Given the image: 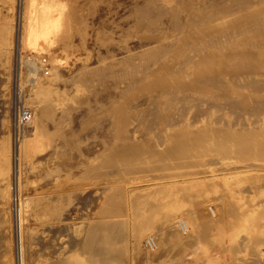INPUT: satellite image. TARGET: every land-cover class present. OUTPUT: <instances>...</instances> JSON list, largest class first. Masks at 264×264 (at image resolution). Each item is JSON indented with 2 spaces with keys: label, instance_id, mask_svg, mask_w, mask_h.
<instances>
[{
  "label": "bare ground",
  "instance_id": "6f19581e",
  "mask_svg": "<svg viewBox=\"0 0 264 264\" xmlns=\"http://www.w3.org/2000/svg\"><path fill=\"white\" fill-rule=\"evenodd\" d=\"M39 42L50 70L30 85L28 134L0 142V264H112L124 212L138 243L165 209L167 234L144 239L155 252L186 238L172 218L182 212L202 241L236 213L264 235L252 227L264 198L250 205L234 187L256 181L259 164L246 161H264V0H0V65L13 46L14 84L23 50ZM54 43L70 62L48 51ZM123 48L125 59L94 62ZM219 158L242 163L209 167ZM213 190L214 220L199 212ZM90 204L99 218L84 216ZM232 225L218 234L232 239ZM255 239L238 241L251 253Z\"/></svg>",
  "mask_w": 264,
  "mask_h": 264
},
{
  "label": "rangeland",
  "instance_id": "374dc122",
  "mask_svg": "<svg viewBox=\"0 0 264 264\" xmlns=\"http://www.w3.org/2000/svg\"><path fill=\"white\" fill-rule=\"evenodd\" d=\"M147 25H149V24H147ZM147 27H149V26H147ZM148 30H151V26H150V28ZM54 45H55V47H53ZM40 46H41V50H39L40 49L39 48ZM53 46L51 45L50 46L51 47L50 48L51 50L48 48V51H50V52L52 51L53 53H51V54L55 55V58L56 59L61 60V62H67L69 59L70 60L68 62H70L72 60V58H70V57L68 58L67 57V61H64V59H66L65 58L66 55L61 50H59V48L56 46L55 43L53 44ZM44 49L47 51L46 45L39 42V44L36 47V49L35 48H25L23 50L22 59L20 60V64H22L21 66H22V70H24L23 71L24 72L23 73L24 75H23V78H22L21 81H19V80L17 81V84L16 83L15 84L13 83V79H14V76H13L14 75V71H13V57H12V54H13V46H10L9 49H8V50H10L9 52H11V54L9 56L10 58H8V62L6 63L8 67L6 65L4 67L7 71L3 70L2 69L3 67L0 65V70L2 69L3 71H5V73H8L7 75L10 76V77L9 76L7 77V84H8L7 96H1L0 97V142H6L8 144V146H11V144L13 142H14V144H18L19 141H22V139L26 138L25 136H27V134H28V131L26 132L25 129H24V127H25L24 125H26V124L23 125L24 127L22 125H20L19 128H18V132L14 131V129H13V115H12L13 114V111H12V102H13V99H14L13 96H14V92H15L17 94V96L15 97L16 98L15 99V102L16 103L19 102L20 105L18 104V106H19L20 109H22V108L29 109V110L31 109V107L29 105H27V103H28L29 98L31 97V91H30L31 90V88H30L31 86L30 85L33 83L34 77L36 76L35 74H40L42 72L43 73L45 72L44 74H46L47 72H49L48 69L50 70V68H49L50 67V62L48 60L50 58L47 57L45 54H43L45 52V51H43ZM41 51H43V52H41ZM55 51H57V52H55ZM63 56H64V58H63ZM125 57H126V50H125V48H123L121 50L116 51V53L114 55H111L109 57H106L104 59H101L102 60V63H101L100 59H97V61L95 60L94 62L97 65H99V67H100L101 65L104 64L105 61H111V60L112 61H120L122 59H125ZM103 60H105V61H103ZM33 63H35V64H33ZM35 69H37V71H38L37 73H35ZM45 69H47V70H45ZM2 70H1L0 73H2ZM0 77H2V76H0ZM0 82H1V80H0ZM219 159H220V163H219ZM219 159H217L218 161H216L215 164H212L209 167H213L214 168V167L220 166L223 163H224L223 165H228L229 162H230L229 165L231 164V162H232V165H234L235 163L236 164H238V163L241 164L242 163V162H239V161L230 159V158L223 159V160H222V158H219ZM234 161H236V162H234ZM246 162L255 163V165H258L259 164L258 168H256L257 166L254 167V169L257 172H254L255 171L254 169H252L253 171H250L251 174L253 172L254 173H258L257 174L258 176H256V174L253 173V175H255V177H257L256 178L257 183H256V181H254V178H252L253 179L252 181H254V182L250 183L251 186L248 185L250 181L247 180L248 181V182H246L247 184L244 182V183H241V185L239 184L238 185L239 187H237V186H234V187H235V190H236V188L237 189L238 188L240 189L241 187H245V188H243L244 191H245L246 188H247L246 191H248V189L250 188L251 190L249 189V191L247 193H245L246 191L243 192V196L245 197L246 200L244 199L243 196L242 197H243V200L247 201L246 203H248V204H250L249 202H251L252 200H254L250 204V205H252V203H254L255 201H257L255 199H258V201H260L259 199L262 200L264 198V161H258V160H256V161H246ZM260 165H261V167H260ZM260 168H261V170H260ZM140 177H141V179H140ZM140 177H137V176L134 177V178H137V179L132 180L129 183L130 186L127 185L128 190H129V188L131 189L132 186H136L137 184L140 185L141 183H143L141 181H144L145 176H141L140 175ZM250 177H251V175H250ZM172 180L174 182V178ZM177 180L179 182L180 181L182 182V180L180 178L177 179ZM137 181H139V183L132 184L131 185L132 182L133 183L134 182L136 183ZM220 183H221L220 185H222V186H220L218 183L211 184V185H212V187L213 186L215 187V185L218 184V186L223 189L224 188L223 187L224 185L222 184V182H220ZM255 183H256V185H255ZM252 185H255V186H252ZM218 186H216V187H218ZM209 188H210V186L208 187V191L211 190V188L210 189ZM220 188H218V189L217 188H213V189H216V190L219 191ZM243 189L241 188V190H243ZM208 191H206V195H207L206 196V201L203 202L204 205L202 204L204 207L203 208H202V206L199 207V209L201 208L199 212L202 213V214L204 212V214H206L205 215L206 217H208V218L210 217V219H213L214 220V219H216L215 217L217 216L216 215V204H217L218 200H216V197L218 196V194L214 190L211 191V192L215 193V195L213 193H210V192L208 193ZM167 200H169L168 202H170L172 200L171 203L175 202L174 198H170V199H167ZM121 201H119V204H121V205H124L125 202H126V201H123V204H122ZM245 201H241L242 202V203L240 202L241 205H243V202L245 203ZM90 205L91 206L86 207L83 210L84 216L85 215H86V217L87 216H90V219L91 218H93V219L99 218L100 215L98 213H97V216H96L95 213L93 214V211H94V208H95V205L96 204L95 205L90 204ZM125 206L127 207V202L124 205V207ZM245 206L247 207V204H245ZM91 207L93 209H91ZM90 209H91V211H90ZM164 210L165 209H161V211L158 212V214L156 216L157 217L160 216V217L157 220H156L157 217H155L153 219V221H155L157 225H154L155 222H153L154 224H153L152 229L150 230L151 232L148 231L149 234L146 233V234L149 235V237H151V235H153L152 238H151V240L153 241V243H156V238H157V242H158V240L160 239L161 235H165L168 232V222L169 221H167V218L165 219ZM90 213H92V215ZM184 213L183 212L182 213H178V214L174 215V217H172V218L174 219V225H175V222L176 221H180V225L182 224L181 226L178 225L180 227L178 229H181L182 228L181 229L182 232L180 231L181 233L179 232V230L177 229V227L174 228V230H176V229L178 230V232L180 233V238H182L181 234L187 238V239L186 238L184 239V237H183V239H180V241L181 240L185 241V243H184L185 245L183 244V241L180 242V241H176V240L172 239V240H170L168 242V245H166V248L163 247L164 248L163 250H162V248H160L157 251L158 253L155 252V251H150V248L149 247H150V245H151L152 242L150 241L151 243L150 242L147 243V241L144 240L146 238V236H147L146 234L142 237L144 241L142 240V238L140 239L141 241H139L138 243L135 241L134 236H135V231L136 230H133V228L135 229V227L133 226L132 221H130V217H129L128 212H126V213L124 212V213H122L119 216H115L117 218L113 217V219H115V220L121 219V221L118 220L120 222H123V220H124L123 226L125 227V230L127 228L126 232H129V233H126L125 230H124L125 233H123V234H125V235L127 234V236L124 235L123 238H125V239L126 238L127 239L129 238V239L128 240L127 239L126 240L124 239L125 241L124 240L123 241L122 240L118 241L119 243L116 244V246L117 245L118 246L117 247L115 246V253H116L115 255H117V256L114 258L115 255L114 254H113L114 256L112 255L113 256L112 258L113 259H116V261L113 260L112 264H115V262H116V264H118V263H122V264H196L195 261H197L198 259L200 260V261H198V263H200L202 261L201 263H203V264L204 263L205 264H209V263L210 264H259V263H262L263 264V262H264V242H262V241H264V235H260L259 236L260 239L257 241L255 239V237L254 238L252 237V236H254L253 234L251 235L250 233H248L250 231L252 232V229L250 230L248 228V226H246L248 224L245 225V223H244L245 226H242L243 224H241V223L247 217L246 216L247 213H245V217H244L243 214L240 215L241 213H239V215H237V213H236V215L234 214L236 217L238 216L237 218L235 217V220H232V219H234L233 218V215L231 217L229 216L227 218V220L225 219V221L228 224V225L225 224V225H227L226 228H225V225H224V227H222V224H221V226L220 225L216 226V225L212 224L210 226V228L208 227V229H210L211 232L208 231V229H207V231L210 234H212V235L210 237V235L207 234V236H205V237H209V238L204 239V241H202L203 240L202 239L203 236L201 237V234H200V237H201V239H200L199 235L197 236L198 233L197 234H195L196 232L190 233L191 229L189 227L190 224H189V220L187 218L188 216L185 215L186 213L185 214ZM242 217H244V218H242ZM250 218L252 219V217H250ZM164 219H165V226H164V223H163L164 222ZM246 219L248 220V218H246ZM126 220H127V223L128 224L126 223ZM263 221H264V217H261L260 218V223H262ZM238 222H239V224H238ZM159 223H161V224H159ZM235 223L237 225H235ZM263 223H262V225H264ZM126 224H127V227H126ZM129 224H131L133 226V228H132L133 231L130 229L132 226L130 227ZM232 224L235 225L234 228H235V231H236V234H234V236H233L234 239L233 238L232 239L231 238L229 239L230 236L222 235L221 233L218 234L219 231L228 230L229 229L228 228L229 225H232ZM255 224H256L257 227L254 228L255 225L252 226L250 223H249V225H250L249 227L252 226L253 227V230H257L258 229L259 232L261 230L264 231V226H262L261 224H259V219H258V222H256ZM258 225L261 226L262 228L261 227L258 228ZM215 226L216 227H220V228H217L216 229ZM184 227H185V231L187 232L186 235L190 236L189 233L191 234V236L189 238H188V236L185 235V232L183 231L184 230L183 229ZM221 227L224 228V229H222ZM241 227H243V228H241ZM238 228L239 229L241 228V229L239 230ZM186 229L187 230L189 229V230L187 231ZM164 230H166V231H164ZM161 231H163V232H161ZM213 231H214V233H213ZM246 231H247V233L249 235H247ZM263 231H261V232L263 233ZM130 232H132V233H130ZM252 233H254V232H252ZM192 234H194V236H192ZM158 235H160L159 238L157 237ZM130 236L133 239H131ZM241 236H242V238H241ZM257 237L258 236H256V238ZM238 239L240 241L242 239H244L245 241L248 240V242H245L243 240L245 242V245H248V246H249L250 240H254L255 239L257 241L256 244L262 240L259 243L260 246H257L258 245L257 244L256 247H255V249L258 248V251L259 252L257 250L255 251V249H254L255 252H252L251 251V253H250L249 251L251 249L248 246L246 247L244 244L242 246L241 245L242 243L239 242ZM133 240H134V242H133ZM205 240L206 241H210V242L209 243H206ZM215 240H216V242H215ZM230 240H232V242ZM122 242H123V244H122ZM178 242H180V244ZM229 243H230V245H229ZM261 243H263V245H261ZM124 244H125V247H124ZM141 244H142V246H141ZM148 244H150V245H148ZM237 244L238 245H241L240 248L237 247L238 246ZM136 245H138V246L135 247ZM235 245H237V246H235ZM232 246H234V247H232ZM122 247H124V248H122ZM236 247H237V249H236ZM120 248H121V250H123V252L125 250L124 254H121L120 253V251H121V250L119 251ZM232 248H233V250H232ZM248 248L250 250H248ZM117 249H118L119 252L117 251ZM256 252L259 253L260 255L259 254H256ZM117 253H119V254H117ZM252 253L254 255H258V256L255 257ZM252 255L256 259L253 258ZM257 257H259V259ZM262 257H263V260L261 259ZM209 259L214 260L215 263H214V261L213 262H209ZM117 260H119V262ZM123 260H124V262H123Z\"/></svg>",
  "mask_w": 264,
  "mask_h": 264
},
{
  "label": "built area",
  "instance_id": "2783aa9c",
  "mask_svg": "<svg viewBox=\"0 0 264 264\" xmlns=\"http://www.w3.org/2000/svg\"><path fill=\"white\" fill-rule=\"evenodd\" d=\"M19 94V93H18ZM17 94L14 92V99L12 102V111H13V129L14 131L18 132V128L20 125H24L30 118V110L29 109H20L18 104L19 102H15V97ZM20 105V104H19Z\"/></svg>",
  "mask_w": 264,
  "mask_h": 264
}]
</instances>
